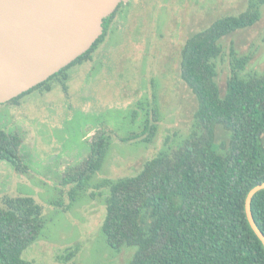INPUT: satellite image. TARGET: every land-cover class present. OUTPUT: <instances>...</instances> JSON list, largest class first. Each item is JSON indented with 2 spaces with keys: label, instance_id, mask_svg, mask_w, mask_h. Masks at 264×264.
<instances>
[{
  "label": "rangeland",
  "instance_id": "obj_1",
  "mask_svg": "<svg viewBox=\"0 0 264 264\" xmlns=\"http://www.w3.org/2000/svg\"><path fill=\"white\" fill-rule=\"evenodd\" d=\"M250 0H129L113 20L93 60L71 68L68 89L33 91L20 104L0 106L2 126L24 137L27 171L0 161L3 197L32 195L44 207L46 225L24 254L34 264H130L135 247L113 249L102 224L107 180L135 175L149 159L180 144L193 130L198 101L180 71V52L196 31L222 15H237ZM257 23L222 39L217 59L219 86L226 92L231 49L251 57L244 74L264 73V5ZM157 112L156 114L154 112ZM156 124L151 140L141 133L146 120ZM105 128L111 145L102 168L76 200L75 184L62 182L67 171L89 154V142ZM218 141L224 139L222 129ZM61 202L62 205L59 203ZM79 251L64 260L69 250Z\"/></svg>",
  "mask_w": 264,
  "mask_h": 264
},
{
  "label": "trees",
  "instance_id": "obj_2",
  "mask_svg": "<svg viewBox=\"0 0 264 264\" xmlns=\"http://www.w3.org/2000/svg\"><path fill=\"white\" fill-rule=\"evenodd\" d=\"M124 4L104 19V33L87 52L0 106L20 104L33 91H51L53 82L68 89L70 69L93 60ZM262 4L264 0H250L246 10L222 15L186 40L180 71L198 101L193 130L180 144L145 162L135 175L106 181L110 193L102 229L113 249L136 248L130 264H264V245L245 208L250 190L264 183V73L245 75L251 57L232 48L231 74L223 94L217 65L224 52L222 39L257 23ZM149 120L134 137L146 132L145 140H151L156 124ZM220 129L222 141L217 140ZM89 143L88 156L62 180L75 184L69 193L72 201L102 168L111 145L108 131L97 130ZM23 144L20 131L4 128L0 117V161L21 173L27 171ZM251 210L264 233V189L252 198ZM46 222L44 207L32 195L3 197L0 264H34L24 252ZM78 251L69 250L63 259L71 260Z\"/></svg>",
  "mask_w": 264,
  "mask_h": 264
},
{
  "label": "water",
  "instance_id": "obj_3",
  "mask_svg": "<svg viewBox=\"0 0 264 264\" xmlns=\"http://www.w3.org/2000/svg\"><path fill=\"white\" fill-rule=\"evenodd\" d=\"M129 0H0V104L48 80L87 52L104 33V19ZM249 222L264 245L251 210Z\"/></svg>",
  "mask_w": 264,
  "mask_h": 264
}]
</instances>
